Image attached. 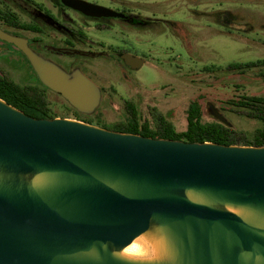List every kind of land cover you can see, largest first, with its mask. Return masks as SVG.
Instances as JSON below:
<instances>
[{
    "label": "water",
    "instance_id": "obj_1",
    "mask_svg": "<svg viewBox=\"0 0 264 264\" xmlns=\"http://www.w3.org/2000/svg\"><path fill=\"white\" fill-rule=\"evenodd\" d=\"M61 1L91 18L125 17L87 0ZM0 38L25 53L43 85L79 113H95L103 92L80 68L65 70L26 38L1 29ZM123 58L133 68L145 63ZM207 112L228 122L213 103ZM152 226L172 241L173 261L116 255ZM0 264H264V146L36 118L0 98Z\"/></svg>",
    "mask_w": 264,
    "mask_h": 264
},
{
    "label": "rangeland",
    "instance_id": "obj_2",
    "mask_svg": "<svg viewBox=\"0 0 264 264\" xmlns=\"http://www.w3.org/2000/svg\"><path fill=\"white\" fill-rule=\"evenodd\" d=\"M92 1L115 8L108 0ZM130 1L135 13L147 19L145 27L112 21L110 28L98 30V24L95 23V26L94 22L69 12L78 20L80 28L91 27L89 36L105 43L106 50H127L143 55L147 60L140 69L127 70L116 65L113 57L112 61H92L91 66L96 74L91 70H85V73L104 88L105 94L103 97L102 93L104 101L101 100L89 119L105 123V127L111 129L116 122L125 120L128 115L125 101L132 100L137 102L143 120H152L154 115L163 114L177 130L182 131L187 125L189 103L201 98L206 119H210L207 112L210 102L222 110L238 133L237 141L244 146L261 123L247 114L226 110V101L243 94L264 96V68L260 69L261 74L258 71L246 75L224 71L230 64L264 58V47H255L239 38L218 34L209 14L222 0ZM238 3H242V0ZM236 8L233 6V9ZM249 9L250 12H264V0L250 3ZM11 75L21 84L36 83L17 69ZM51 99L60 118L67 116L74 119L62 96L51 94ZM152 126L155 127V122H152Z\"/></svg>",
    "mask_w": 264,
    "mask_h": 264
},
{
    "label": "flooded vegetation",
    "instance_id": "obj_3",
    "mask_svg": "<svg viewBox=\"0 0 264 264\" xmlns=\"http://www.w3.org/2000/svg\"><path fill=\"white\" fill-rule=\"evenodd\" d=\"M87 1L94 2L92 0ZM108 1L115 5L116 9H113L125 14V17L91 18L65 6L61 0H0V29L7 34L26 38L28 45L34 51L61 65L69 72L75 68H80L84 73L85 70H91L93 74H96L91 66L92 61L97 59L112 61L111 57L115 59V64L124 70L140 69L128 65L123 55L130 54L133 58L144 59V65L147 62L145 56L127 50H106L105 43L94 40L89 36L88 31L91 27L80 28L77 25L78 20L69 15V12L77 13L82 18L94 22L95 26L98 24V27L96 26L98 30L110 28L112 21H118L127 26L145 27L147 25V19L135 13L130 0ZM238 1L222 0L217 8L209 14L211 24L220 35L239 38L241 41L255 47H264V12L261 10L250 12L249 9L250 3L259 0H245V2L242 0V3H238ZM239 5L241 7H238ZM233 6H237V8L233 9ZM237 33L240 36L236 35ZM263 61L264 58H256V60L248 63L230 64L224 72L229 71L234 74L246 75L251 71H258L261 74L260 69L264 68ZM253 64L254 66L250 67ZM14 69H17L19 73H26L30 79L35 80L36 83L32 84L42 83L25 53L17 45L0 38V76H9L15 80L11 75ZM101 89L104 97L105 90L103 87ZM128 101L132 100H126L125 107ZM134 103L138 110L137 102ZM215 107L222 113L220 108L216 105ZM229 107L228 105L226 110L230 111ZM138 115L139 122L148 121L150 125L155 122V126L158 122L159 114L154 115L152 120H143L139 111ZM86 120L96 126H105V123L99 121L93 122L89 118Z\"/></svg>",
    "mask_w": 264,
    "mask_h": 264
},
{
    "label": "trees",
    "instance_id": "obj_4",
    "mask_svg": "<svg viewBox=\"0 0 264 264\" xmlns=\"http://www.w3.org/2000/svg\"><path fill=\"white\" fill-rule=\"evenodd\" d=\"M252 66L254 64L250 65V67ZM51 94L57 93L51 91L42 83L21 84L9 76H0V98L30 116L48 119L60 118L53 108ZM64 101L74 119L93 124L86 120L89 116L79 113L68 101ZM227 104L230 106V111L247 114L248 117L261 123V127L257 128L250 138L245 139L244 145L264 146V96L241 95L228 100ZM126 108L128 115L125 121L116 123L111 129L105 126L99 127L152 138L241 145L236 139L238 133L230 122H223L210 114L208 115L210 119H206L207 113L201 103V98L189 103L186 110L187 125L182 131L177 130L175 125L163 114L158 115L155 128L148 121L139 122L138 110L132 101L126 103ZM63 118L68 117L64 116Z\"/></svg>",
    "mask_w": 264,
    "mask_h": 264
},
{
    "label": "bare ground",
    "instance_id": "obj_5",
    "mask_svg": "<svg viewBox=\"0 0 264 264\" xmlns=\"http://www.w3.org/2000/svg\"><path fill=\"white\" fill-rule=\"evenodd\" d=\"M35 181H42V177H37ZM191 198L195 199L193 196ZM229 210L246 219L251 218V213L242 208L229 207ZM116 255L131 261L167 262L176 258V250L164 231L160 227L152 226L147 232L137 237L132 244L116 252Z\"/></svg>",
    "mask_w": 264,
    "mask_h": 264
}]
</instances>
